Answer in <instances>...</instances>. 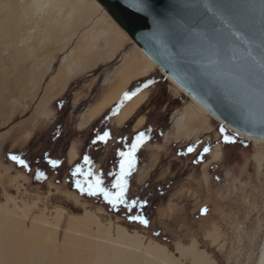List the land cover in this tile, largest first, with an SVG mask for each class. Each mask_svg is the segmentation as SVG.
I'll list each match as a JSON object with an SVG mask.
<instances>
[{
  "label": "rangeland",
  "instance_id": "obj_1",
  "mask_svg": "<svg viewBox=\"0 0 264 264\" xmlns=\"http://www.w3.org/2000/svg\"><path fill=\"white\" fill-rule=\"evenodd\" d=\"M103 32L117 37L110 53H104ZM126 56L145 60L95 0H0V221L38 229L41 243L58 253L69 245L66 237L119 245L120 228L140 240L120 246L151 264H256L264 242V142L253 143L197 109L156 65L125 90L129 98L145 94L130 118L114 120L116 101L101 111L111 114L109 127L134 124L145 133L127 177L124 216L74 194L64 170L55 183L58 175L42 163L54 155L70 165L72 145L82 147L81 133L102 114L86 127L78 126L81 115L105 95L109 76ZM188 106L202 128L177 140L172 117ZM38 170L47 173L44 181L32 179ZM141 205L148 220L143 227L126 218L141 215ZM149 241L165 256L147 252ZM75 246L83 257L92 253L86 244Z\"/></svg>",
  "mask_w": 264,
  "mask_h": 264
},
{
  "label": "water",
  "instance_id": "obj_2",
  "mask_svg": "<svg viewBox=\"0 0 264 264\" xmlns=\"http://www.w3.org/2000/svg\"><path fill=\"white\" fill-rule=\"evenodd\" d=\"M96 1L224 125L264 138V0Z\"/></svg>",
  "mask_w": 264,
  "mask_h": 264
},
{
  "label": "bare ground",
  "instance_id": "obj_3",
  "mask_svg": "<svg viewBox=\"0 0 264 264\" xmlns=\"http://www.w3.org/2000/svg\"><path fill=\"white\" fill-rule=\"evenodd\" d=\"M96 3L101 8L103 7L98 1H96ZM108 33L103 32L104 37L106 38V41L103 45V47L106 48V52L104 53H110L112 50L114 51L117 48L116 35ZM139 50L141 51L142 56L145 60L141 61L130 56H126V59L124 61L122 60L123 63L121 64V66L114 71L111 78L109 76V80L107 81L108 89L105 95H103L95 105L91 106L87 112L82 114L83 124L89 122L92 118H95L96 115L101 113L103 108L117 101V99L120 98L121 94H123V92L131 84L130 82L134 79L135 76L138 79L139 77H143L149 74V72L153 70L155 63L140 48ZM66 68H68V66ZM70 72L71 71H67L59 77L62 83H64V80H67L69 78ZM170 80L178 89H180L187 97L192 100L197 109L205 112L211 118L220 121L216 116H214L206 108L200 105L190 95L184 92V90L172 79ZM144 99L145 94L143 92L135 94L119 110L117 119L121 122L127 120L132 115V113H134L137 107H139V105L144 101ZM196 116L197 112L193 108L188 106L184 108L177 116L172 117L175 129L177 131V140H181L184 137L189 138L191 135L196 133L197 130L202 128L200 122L196 121ZM141 120L142 119H139L137 121V125H139ZM228 128L239 135H243L230 127ZM243 136L251 140L253 143L264 142V138L250 137L246 135ZM220 154L221 152L219 148L216 147L214 152L215 160L219 159ZM77 155L78 152L76 148L75 151L71 150L69 152V160L71 163L75 160V157ZM116 236V244L119 245H108L105 243L92 242L89 243L73 237H66V241L69 243V245L65 247L62 253H58L55 249V246H44L41 243L40 232L38 229H33L29 232L22 231L16 222L12 220H2L0 221V264H151L150 261L145 262L147 261L146 259H143L141 261L137 260L134 253L126 251V249L120 246V244H127L129 242L140 243V240L135 235L128 236L125 231L118 228L116 230ZM114 241L115 240H113L112 244H114ZM77 244H86L87 247L91 249L92 253L86 257H83L84 255L82 256V254H80V251L76 249L75 245ZM145 249L147 252L154 253L160 257L165 256L164 250L160 246L152 244L151 241H149V243L145 246ZM256 264H264V242L260 249V254Z\"/></svg>",
  "mask_w": 264,
  "mask_h": 264
},
{
  "label": "trees",
  "instance_id": "obj_4",
  "mask_svg": "<svg viewBox=\"0 0 264 264\" xmlns=\"http://www.w3.org/2000/svg\"><path fill=\"white\" fill-rule=\"evenodd\" d=\"M142 80L139 78L132 83V86L142 82ZM127 91H124L120 99L112 106L111 110H115L113 114H115L117 112V108L121 106L122 99ZM110 116L111 114L109 111L105 112L98 118L99 120L97 119L98 121L92 122L93 124L81 133V136H83V144L81 148L74 145L79 154L78 158L73 161L71 165L65 164L64 157L54 155L43 158L42 163L46 164L51 170H54L56 175H58V172H62L64 170L65 174H63L65 176V184L78 197L97 203L104 207L107 211L114 212V214L120 212V214L124 216V210L121 204L113 207L104 199L102 195H89L87 190L88 184L92 183L94 179L99 176L103 180V187L109 191H115L111 186L112 183L115 182L116 173L120 168L121 157L118 153L122 151L125 152L132 138L142 132V129L136 133L132 132L131 129H128V124L126 123L120 128H111L108 126V119ZM104 132L109 133L108 138L105 141L98 140L97 137L102 136ZM50 161H57L58 163L56 166H53ZM95 165H98L96 170L94 169ZM77 169H79V172L74 176L73 172ZM45 173L46 172L44 171L38 170L32 179L35 181H44L47 177V173ZM106 173H108L109 177L106 176ZM60 180L61 176L59 175L54 179L55 183H58ZM77 183L84 186L85 190L83 192L77 187ZM136 210L140 211V216L145 218L146 209L144 206H139V209ZM126 218L128 222L131 221L130 217ZM137 223L142 227L146 226L138 221Z\"/></svg>",
  "mask_w": 264,
  "mask_h": 264
},
{
  "label": "snow or ice",
  "instance_id": "obj_5",
  "mask_svg": "<svg viewBox=\"0 0 264 264\" xmlns=\"http://www.w3.org/2000/svg\"><path fill=\"white\" fill-rule=\"evenodd\" d=\"M140 10H143L141 8ZM144 87H148V85H144ZM134 95V93H133ZM125 99L129 98L128 94H125ZM224 132V129L221 128V133ZM109 136L108 132H104L102 136H98L97 139L100 141H105ZM145 133H139L135 139L133 140L132 144L129 147L127 152H119L118 155L121 157L120 160V168L119 171L116 173L115 182L112 183V189L115 191H109L105 187H103V180L97 176L92 183H89L87 186L88 194L89 195H102L104 199L111 204L113 207H116L118 204H127L128 202L125 199L126 191H127V177L131 175L132 171L134 170V160H135V152L140 147V145L144 142ZM225 143L233 142L232 137L224 136L223 137ZM193 148L189 147L188 152H192ZM204 152H208L207 148H204ZM13 160L17 161L20 164H23L24 161L20 160L19 157L12 156ZM53 166H56L58 163L57 161H50ZM79 169L73 172V175H77ZM91 175V174H90ZM77 187L83 192L85 190L84 186L77 183ZM132 205L138 203L137 201H132ZM143 206V205H141ZM206 211V210H202ZM131 220L138 221L141 224L147 225L148 220H146L143 216L137 215L130 217Z\"/></svg>",
  "mask_w": 264,
  "mask_h": 264
},
{
  "label": "crops",
  "instance_id": "obj_6",
  "mask_svg": "<svg viewBox=\"0 0 264 264\" xmlns=\"http://www.w3.org/2000/svg\"><path fill=\"white\" fill-rule=\"evenodd\" d=\"M121 95H122V94H121ZM134 95H135V94H134ZM134 95H132L129 99H131ZM119 99H120V98H118L117 101H118ZM129 99H127L126 102H125L122 106H120V108H119V109L117 110V112L114 114V120H115V118H116V116H117L119 110H120V109H121V108H122V107L128 102ZM117 101H116V102H117ZM114 104H115V103H114ZM102 112H103V111H102ZM102 112H101L98 116H100V115L102 114ZM81 116H82V115H81ZM98 116H97V117H98ZM131 116H132V115H131ZM131 116H130V117H131ZM130 117H129V118H130ZM96 119H97V118H96ZM94 120H95V119H92V120H90L89 122H87V123H85V124H83V125H81V126L79 125L80 122H78V126H79V127H83V126L87 125L88 123H91V122L94 121ZM138 120H139V119H138ZM138 120H137V121H138ZM80 121H81V119H80ZM117 123H118V122H117ZM118 124H120V123H118ZM123 124H124V123H123ZM120 125H121V124H120ZM121 126H122V125H121ZM85 127H86V126H85ZM85 127H84V128H85ZM84 128H83V129H84ZM141 129H142L141 127H135L134 124H133L131 131L134 132V133H136V132H139ZM72 146H74V145H72ZM72 146H71V147H72ZM75 146H76V145H75ZM141 148H142V147H141ZM71 150H74V151H75V147H72V148L69 150V152H70ZM69 152H68V156H69ZM78 154H79V152H78ZM77 158H78V155L75 157V160H76ZM75 160H74V161H75ZM68 161H69V159H68ZM69 162H70V161H69ZM71 164H72V163H70V165H71Z\"/></svg>",
  "mask_w": 264,
  "mask_h": 264
}]
</instances>
